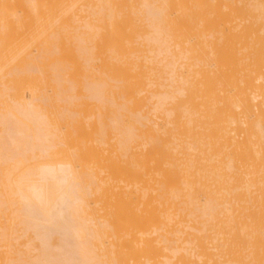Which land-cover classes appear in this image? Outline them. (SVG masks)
Here are the masks:
<instances>
[{
  "label": "bare ground",
  "instance_id": "6f19581e",
  "mask_svg": "<svg viewBox=\"0 0 264 264\" xmlns=\"http://www.w3.org/2000/svg\"><path fill=\"white\" fill-rule=\"evenodd\" d=\"M0 264H264V0H0Z\"/></svg>",
  "mask_w": 264,
  "mask_h": 264
},
{
  "label": "rangeland",
  "instance_id": "374dc122",
  "mask_svg": "<svg viewBox=\"0 0 264 264\" xmlns=\"http://www.w3.org/2000/svg\"><path fill=\"white\" fill-rule=\"evenodd\" d=\"M32 48H33V46H32ZM32 48H31V49H32ZM35 48H36V46H35ZM66 48H67V47H66ZM56 51H57V50H56ZM32 52H34V51L32 50ZM59 52H60V50L58 51V53H59ZM63 52H64V53H63ZM63 52H62V53L65 54V56H67V55L69 54L68 49H67V51L64 50ZM35 53H36V52H35ZM67 53H68V54H67ZM56 54H57V53H56ZM59 54H60V53H59ZM65 56L60 55V57H63V58H65ZM154 56H155V55L151 53V58H152V59L154 58ZM66 58H67V57H66ZM153 61H154V60H153ZM38 63H39V62H38ZM65 63H66V62H65ZM95 63H96V61H95ZM153 63H154V62H153ZM156 63H157V62H156ZM40 64H41V62H40ZM57 64H58V62H57ZM57 64H54L53 66H56ZM151 64H152V63L150 62L149 65H151ZM154 64H155V63H154ZM38 65H39V64H38ZM58 65H59V64H58ZM149 65H148V66H149ZM42 66H44V68H45V65H44V64H43ZM42 66H41V67H42ZM66 66H67V65H65L64 67H66ZM69 66H70V64H69ZM69 66H67V68H68ZM151 66H152V65H151ZM57 67H58V66L54 67V70H56ZM64 67H63V68H64ZM47 68L49 69L50 66H47ZM63 68H62V69H63ZM94 68H95V67H94ZM30 69H31V68H30ZM39 69H40V68H39ZM45 69H46V68H45ZM58 69L61 70V68H59V67L57 68V70H58ZM64 69H65V68H64ZM154 69H155V68H154ZM154 69L152 68V70H154ZM156 69H157V66H156ZM41 70H42V68H41ZM49 70H50V69H49ZM59 70H58V71H59ZM67 70H68V69H67ZM50 71H52V70H50ZM58 71H57V72L54 71V72H56V74H57ZM64 71H65V70H64ZM69 71H70V67H69ZM69 71H67V72H69ZM148 71H149V74H148V75H149V78H150V79H152V78L154 77V73L157 72V70H154V71L151 72V69H148ZM47 73H48V71L46 72V74H47ZM64 73H65V72H64ZM69 73H70V72H69ZM69 73H66V74H69ZM150 73H151V75H150ZM43 74H44V72H43ZM46 74H44L45 77L42 76V77L40 78V80H42V81L45 80V79H46ZM49 74H51V73H49ZM58 74H60V73H58ZM38 75H39V73H38ZM40 75H41V72H40ZM40 75H39V77H40ZM51 75H52V74H51ZM51 75H47V77H48V76H51ZM53 75H54V74H53ZM94 75H95L94 77H95L96 80H94V77H92V75H89V77H83V80H84V81L81 79V80H82V83L84 82V84L86 85V83H87L88 81L90 82V80H89L88 78H90V77L93 78L92 81H91L92 83L88 84V86H87V87H88L87 90H89L90 93H91V88H92V92H93V87H94V86L92 87V84L94 85V83H96V82L98 83V79H97V77H96V76H97V73H96L95 71H94ZM156 75H159V74L156 73ZM59 76H60V75H59ZM61 76H62V75H61ZM68 76H70V74H69ZM68 76H67V77H68ZM56 77H58V76L56 75ZM56 77H54V78H56ZM65 77H66V75L63 76L62 79L65 78ZM67 77H66V78H67ZM151 77H152V78H151ZM157 77H158V76H157ZM48 78H49V77H48ZM66 78H65V80L68 79V78H67V79H66ZM69 78H70V77H69ZM155 78H156V77H154V79L151 80L152 82L154 81L153 84L155 83ZM56 79H57V78H56ZM58 79H59V77H58ZM58 79H57V80H58ZM158 79H159V78H157V80H158ZM47 80H48V79H47ZM86 80H87V81H86ZM63 81H64V79H63ZM151 81H150V82H151ZM45 82H46V81H45ZM56 82H57V81H56ZM58 82H59V81H58ZM58 82H57V83H58ZM61 82H62V80H61ZM70 82H71V81H70ZM89 82H88V83H89ZM152 82H151V83H152ZM57 83H56V84H57ZM43 84H44V82L42 83V86H43ZM46 84H47V83H46ZM46 84H44L43 87L41 86V87L43 88V92H44L45 95H47V92H48V91H47V90H48L47 87H46V89H45V91H44V88H45ZM69 84H70V86H74L76 83L74 84V83L72 82L73 85H71V83H69V82H68V83H67V82H63L62 85H60V86H61V88H60V92H61V93H60L59 90L57 89V91H58L57 94L59 95V97L62 98V97H63L62 95H63L64 93L66 94L67 92H69ZM76 85H77V84H76ZM60 86L58 85V88H59ZM77 86H78V85H77ZM77 86H76V87H77ZM90 87H91V88H90ZM70 88H71V87H70ZM74 88H75V87H74ZM152 88H153V86H152ZM75 89H76V88H75ZM95 89H96V86H95ZM95 89H94V91L96 92L97 89H96V90H95ZM150 89H151V88H150ZM49 90H50V88H49ZM72 90H74V89H72ZM77 90H78V89H76L75 92H76ZM87 90L85 89V92H86ZM98 91H99V93H101V94H102V92H103V90H102V92H100V90H98ZM106 91H107V90H106ZM24 92H25V94H26V95H25V98L28 99V98H29V91L26 90V91H24ZM43 92H42V93H43ZM63 92H64V93H63ZM89 92L87 91V94L91 95ZM107 92H109V91H107ZM59 93L62 94V95L60 96ZM70 93H71V92H70ZM48 94H51V95H52V92H51V93L48 92ZM53 94H54V93H53ZM57 94H56V95H57ZM67 94H68V93H67ZM67 94H66V95H67ZM77 94H78V96H79V91H77ZM97 94H98V92H97ZM105 94H109V93H105ZM83 95H84V94H83ZM102 95H103V94H102ZM49 96H50V95H49ZM53 96H54V95H53ZM64 96H65V95H64ZM73 96L76 97V93H75V95H73ZM78 96H77V97H78ZM51 97H52V96H51ZM59 97H58V98H59ZM66 97H68V95H67ZM69 97H70V96H69ZM82 97H83V96H82ZM102 97H103V96H102ZM53 98H54V97H53ZM56 98H57V97H56ZM70 98H71V97H70ZM79 98H80V100H84V98H85V103H84V101H83V103L80 102V100H79L78 102L81 103V104L79 103L80 106L82 105V106H84V107L86 106V107H85V108H84V107H82V108L79 107V108H78V106H77L78 103H77V102H75L76 104L74 103V105L77 106V109H79V111H80V109H81L82 113L80 112V114H84V115H85L84 118H83L82 115H80V117L82 116L83 121H85V118L88 117V118H89V121H88L87 118H86V120H87V123H89V122L91 121L90 124H89V126L91 127V125L93 124V122L97 119V118H96V115H97V117H98V119H99V120L97 119V120H98L97 123H98L99 127L97 128V126H95V128L93 127V129L95 130V129L97 128V129L101 132L102 129H103V128L105 129V127H106V128H107V129L105 130V132H106V131L108 130V128H109L110 126H112L111 123H110V121H111V117H113V116L110 117V113H112V112H111V108H109L110 106L107 107V106L105 105V107H107V109H105V108L100 109V107H99V109H98V108H96L97 106L94 107V105H92V104H94V101H95V100H94V101L89 100V99H87V97H85V96H84L83 99H81V95L79 96ZM90 98H91V97H90ZM65 99H66V98H65ZM72 99H73V101H76L75 98H72ZM52 100H53V99H52ZM61 100H62V99H61ZM66 100H68V99H66ZM69 100H70V99H69ZM69 100H68V101H69ZM87 100H88V101H87ZM104 100L106 101L107 99H104ZM150 100H152V99H150ZM54 101H57V102H58L59 99H57V100L54 99ZM64 101H65V100H64ZM155 101H156V100H155ZM59 102H62V101H59ZM59 102H58V103H59ZM71 102H72V101H71ZM86 102H87V103H86ZM90 102H92V104H91ZM47 103H48V102H47ZM58 103H54V102H53V103H52L53 108H54L55 106H57L56 109H61V108L58 107ZM62 103H64V102H62ZM67 103H68V102H67ZM67 103L65 102L64 105L67 104ZM89 103H90V104H89ZM54 104H56V105H54ZM68 104L71 105L70 102H69ZM68 104H67V106H69ZM105 104H106V103H105ZM150 104H151V102H149V106H152V105H150ZM153 104H154V107H153V108L150 107L151 110H150L149 108H146V109L148 110V112H152V109L155 108V103H153ZM50 105H51V103H50ZM52 105H51V106H52ZM72 105H73V104H72ZM74 105H73V106H74ZM87 105H88V106H89V105H92V106H90V108H88ZM96 105H98V104L96 103ZM61 106H63V105H61ZM73 106L71 107V109L73 108ZM98 106H99V105H98ZM100 106H102V105H100ZM147 106H148V104H147ZM48 107H50V106H48ZM50 108H52V107H50ZM53 108H52V112H53V110H55V109H53ZM63 108H64V107H63ZM63 108H62V109H63ZM74 108H75V106H74ZM47 109L49 110V108H47ZM65 109H66V108H65ZM69 109H70V108H69ZM69 109H68V111H69ZM77 109H76V110H77ZM87 109H88V110H87ZM94 109H96V112L94 111ZM97 109L100 110V113H99V111H98V113H97ZM103 109H104V110H103ZM76 110H73V111H76ZM105 110H106V111H105ZM147 110H146L145 112H147ZM63 111H64V110H63ZM68 111H67V112H68ZM88 111H90L91 113L88 112ZM104 111L107 112V113H106L107 116L105 115ZM59 112H60V111H59ZM64 112H65V111H64ZM76 112H77V111H76ZM93 112H94V114H93ZM68 113H69V112H68ZM87 113H89L90 115L87 114ZM57 114H58V113H57ZM70 114L73 115V117H74L73 120L76 118V123H75L76 125L73 123V124H74V128L76 129V132L81 133L80 131H82L81 128H83V126H84V128H83L84 131H89V130H91L90 128L88 129L87 125H85L86 122L83 123V121L80 120V117H79V114H78V113H76L77 115L74 114V112H73V114H72V110H71ZM91 114H92V115H91ZM95 114H96V115H95ZM59 115H60V113H59ZM61 115H63V114L61 113ZM74 115H76V117H75ZM93 115H95V118H96V119L93 117ZM111 115H112V114H111ZM65 116L67 117V115H65ZM91 116H92L95 120H94V119L92 120ZM99 116H100V117H99ZM60 117H61V116H60ZM108 117L110 118V121H107V119H106V122L108 123V124H107V123H105V118H108ZM61 118L63 119V117H61ZM82 118H81V119H82ZM130 118H132V116H130ZM65 119H66V118H65ZM59 120H60V119H59ZM97 120H96V121H97ZM100 120H101V123H100ZM64 121H65V120H63L62 123H64ZM66 121H67V119H66ZM68 121H69V120H68ZM127 121H129V120H127ZM73 122H74V121H73ZM81 122H82L84 125H82ZM68 124H69V123H68ZM71 124H72V123H71ZM80 124H81L82 126H80ZM95 124H96V123H95ZM95 124H93V125H95ZM59 125H61V120H60V124H59ZM62 125H63V124H62ZM102 125H103V128L101 127ZM106 125H108V127H107ZM109 125H110V126H109ZM63 126H65L66 129L69 130V128L67 127V125H65V123H64ZM69 126H70V125H69ZM85 126H86V127H85ZM61 127H62V126H61ZM65 127L62 128V131H63V130L65 131ZM58 128H59V126H58ZM72 128H73V127H72ZM86 128H87L88 130H86ZM111 129H112V127H111ZM59 130H60V129H59ZM73 130H74V129H73ZM73 130H70V131L73 132ZM94 130H91L92 132L89 131L90 134H89L88 132H87L86 134H87L88 136H91V133H92V134H96V132H95ZM109 130H110V128H109ZM62 131L60 130L59 133L61 134ZM64 131H63V132H64ZM93 131H94V133H93ZM111 131H112V130H111ZM66 132H67V130L65 131V133H66ZM105 132H104V133H105ZM67 133H68V132H67ZM67 133H66V134H67ZM102 133H103V131H102ZM108 133H109V132H108ZM73 134H74V133H73ZM86 134H84V132L82 131V135H81V134H80V135H81V136H84L83 138H80L81 136L79 137L77 134H76V135H77V137H79L80 139H84L85 137H86V138L88 137V136H86ZM105 134L107 135V133H105ZM61 135L64 136L65 134L62 133ZM106 135L103 134V137H105ZM92 136H94V135H92ZM77 137H76V138H77ZM108 137H109V138H107V137H106V138L109 140V139H110V135H108ZM111 137H112V136H111ZM74 138H75V136H74ZM79 138H78V139H79ZM84 141H85V139H84ZM84 141H83V144H84L83 146L86 145V142L84 143ZM106 141H107V140H106ZM110 142H111V141H110ZM77 143H78V142H77ZM87 144L89 145V144H91V143L88 142ZM91 145H92V144H91ZM91 145H90V146H91ZM106 146H107V145H106ZM108 146H109V144H108ZM110 146H111V145H110ZM103 148H105V145L103 146ZM107 148H108V149H107V150H108V154H107V152H106L107 150H105L106 155L109 157L110 161L112 162V159L110 158V154H112V152L110 151L111 148H110V149H109V147H107ZM105 149H106V148H105ZM109 151H110V154H109ZM105 152H104V155H103L104 157L106 156V155H105ZM112 155H113V154H112ZM112 155H111V156H112ZM104 157H103V158H104ZM113 157H114V156H113ZM108 161H109V160H108ZM106 163H110V162H107V158H106ZM1 221H2V222H5V219H2ZM29 238H30V239H33V235L31 234V236H29ZM17 243H18V245H24V244L27 243V240H26V238L22 237V238L19 240V242H17ZM51 244H53V242H51ZM15 245H16V243H15ZM16 246H17V245H16ZM22 248L25 249V247H20V250L24 251ZM23 258H24V257H23Z\"/></svg>",
  "mask_w": 264,
  "mask_h": 264
}]
</instances>
